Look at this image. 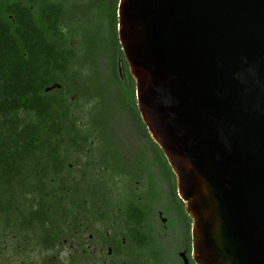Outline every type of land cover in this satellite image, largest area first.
<instances>
[{
	"label": "water",
	"instance_id": "water-1",
	"mask_svg": "<svg viewBox=\"0 0 264 264\" xmlns=\"http://www.w3.org/2000/svg\"><path fill=\"white\" fill-rule=\"evenodd\" d=\"M137 107L196 264H264V0H118Z\"/></svg>",
	"mask_w": 264,
	"mask_h": 264
},
{
	"label": "trees",
	"instance_id": "trees-1",
	"mask_svg": "<svg viewBox=\"0 0 264 264\" xmlns=\"http://www.w3.org/2000/svg\"><path fill=\"white\" fill-rule=\"evenodd\" d=\"M118 4V0H27L22 5L0 0V234L12 231L23 245L16 253L27 257L29 264L31 232L49 229L44 202L37 200L44 187L32 182L42 180L48 157H58L59 141L69 139L63 134L85 130L83 117L75 113L76 91L85 87L82 99L102 98L100 104L108 109L113 101L126 100L141 121L136 83L117 33ZM75 39L78 45L72 44ZM102 55L108 62L107 85L120 88L121 95L115 98L104 97L106 92L88 95L101 86ZM83 68L95 75L82 77ZM55 84L62 90L45 91ZM104 120L99 115L96 124ZM141 125L147 130L143 121ZM37 238L45 241L40 234ZM3 252L0 261L6 264L9 259Z\"/></svg>",
	"mask_w": 264,
	"mask_h": 264
},
{
	"label": "flooded vegetation",
	"instance_id": "flooded-vegetation-1",
	"mask_svg": "<svg viewBox=\"0 0 264 264\" xmlns=\"http://www.w3.org/2000/svg\"><path fill=\"white\" fill-rule=\"evenodd\" d=\"M18 2L27 5V0ZM61 88L55 84L45 91ZM80 88L74 95L79 98L78 115L83 114L81 102L87 93ZM137 119L154 143V153L130 145L123 148L104 121L96 125L103 130L100 135L85 126L84 131L63 134L69 139L59 141L58 157H48L42 180L32 182L44 187L37 200L44 202L49 215V229L30 234L35 250L39 246V251L57 253L59 258L68 234L76 242L72 248L77 257L70 253L63 264H196L192 220L178 195L175 173L142 127V118ZM78 154L87 156L83 172L71 164ZM39 234L45 241L37 238Z\"/></svg>",
	"mask_w": 264,
	"mask_h": 264
},
{
	"label": "rangeland",
	"instance_id": "rangeland-1",
	"mask_svg": "<svg viewBox=\"0 0 264 264\" xmlns=\"http://www.w3.org/2000/svg\"><path fill=\"white\" fill-rule=\"evenodd\" d=\"M78 39H75L72 41V44L78 45L79 42ZM81 56V53L80 55ZM99 61L102 67L101 70V86L97 89L90 90V94L88 93L89 97L95 96L96 93L100 92L105 93L104 97H112L115 98L116 95H121L119 93V87L116 86H108L109 83V76L107 73L108 68V62L107 58L102 55L99 57ZM95 75V72L92 69L83 68L81 71V76L84 78H90ZM89 91V90H88ZM115 100V99H114ZM102 101V98H92L90 102L82 101L81 103H85L83 105V108L81 109L80 117H83L82 125L88 128L90 131H94L97 134H101L103 130L97 128L96 129V119L99 115H104L103 111H108L107 114H105V126L106 130L109 131V129L112 128V132L117 135L120 139L121 146L123 148L130 147L132 148H140L142 147L147 154L154 153V143L150 141L149 135H145L143 133V130L138 122L137 117L127 108L126 100H123L119 103L113 101V105L111 108L107 109L106 106L100 104ZM108 116V117H107ZM107 117V118H106ZM87 156L85 154L83 155H75L71 158V164L77 165L78 167H81L79 171H82V169L85 170V167L83 166L87 162ZM77 167V168H78ZM67 222V221H66ZM70 226V224H67ZM67 229V228H66ZM3 231V230H2ZM67 232V230H66ZM63 239H67V242H65L66 249L63 250L61 253V256L57 258V253H51V252H45L42 250V252L38 249L35 250L36 246H34L32 243H29L28 249V255H30V251H33V255L31 256V264H63L64 259L68 258L70 253L76 254L74 251L75 248H72V245H75L76 242H73L74 238H72L70 235L66 234ZM22 244L17 242V238L12 235V231H3L2 234H0V250H3V258L6 260L9 259V262L6 264H29L27 257L25 259L21 258V253H16L17 251H21ZM34 249V250H33ZM89 253L92 254V251ZM43 255V256H42ZM19 256V257H18ZM2 258H0L1 260ZM44 259V260H43ZM63 260V261H62ZM42 262V263H41ZM65 263V262H64ZM0 264H3V262L0 261Z\"/></svg>",
	"mask_w": 264,
	"mask_h": 264
}]
</instances>
